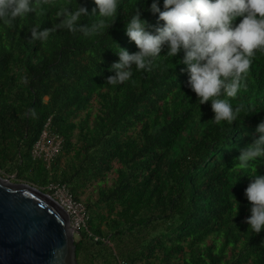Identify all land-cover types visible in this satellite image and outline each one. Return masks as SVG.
<instances>
[{
    "label": "trees",
    "instance_id": "16d2710c",
    "mask_svg": "<svg viewBox=\"0 0 264 264\" xmlns=\"http://www.w3.org/2000/svg\"><path fill=\"white\" fill-rule=\"evenodd\" d=\"M77 2L89 12L82 23L94 22V0H47L0 23V176L43 192L65 184L85 205L77 264H264V231L246 223L255 172L235 166L264 121V52L237 97H221L242 108L237 120L217 124L211 101L199 105L188 84L183 53L164 49L151 71L107 83L119 45L138 51L126 35L135 7L157 24L152 0H119L109 29L90 38L54 27ZM33 27L49 37L31 39ZM49 119L63 138L50 167L31 154Z\"/></svg>",
    "mask_w": 264,
    "mask_h": 264
},
{
    "label": "clouds",
    "instance_id": "9594fccd",
    "mask_svg": "<svg viewBox=\"0 0 264 264\" xmlns=\"http://www.w3.org/2000/svg\"><path fill=\"white\" fill-rule=\"evenodd\" d=\"M40 2L47 0H0V23L25 18L36 12ZM94 4L92 16L96 19L91 24L82 23L89 12L77 2L78 6L57 12L59 22L54 27L85 38L108 30L107 21L116 15L119 0H94ZM147 10L158 14L157 24L150 25L142 19L141 11L135 7L126 24V35L138 51L130 53L118 44L115 52L119 61L109 68L114 75L107 77V83L129 81L134 68L151 71L154 59L164 49L171 58L183 53L180 63L186 66L183 71L188 74V84L199 105L211 101L213 120L233 124L242 108H233L229 99L221 97H237L253 57L257 51L264 52V0H162V6L161 0H152ZM49 35V29L33 27L30 32L33 40L44 41ZM256 133L259 135L241 149L235 166L255 172L248 175L252 179L245 189L250 204L246 223L249 230L259 234L264 231V175L257 173V163L264 160V121L258 124Z\"/></svg>",
    "mask_w": 264,
    "mask_h": 264
},
{
    "label": "water",
    "instance_id": "95a60500",
    "mask_svg": "<svg viewBox=\"0 0 264 264\" xmlns=\"http://www.w3.org/2000/svg\"><path fill=\"white\" fill-rule=\"evenodd\" d=\"M0 264H77L67 212L37 187L1 176Z\"/></svg>",
    "mask_w": 264,
    "mask_h": 264
},
{
    "label": "built area",
    "instance_id": "2783aa9c",
    "mask_svg": "<svg viewBox=\"0 0 264 264\" xmlns=\"http://www.w3.org/2000/svg\"><path fill=\"white\" fill-rule=\"evenodd\" d=\"M51 119L45 124L39 140L32 148L31 154L34 159H42L50 167L53 160L62 149L63 138L50 129ZM49 194L69 215L70 227L77 235L82 228H85L89 219L87 209L82 202L76 201L65 184L52 183L46 187Z\"/></svg>",
    "mask_w": 264,
    "mask_h": 264
},
{
    "label": "rangeland",
    "instance_id": "374dc122",
    "mask_svg": "<svg viewBox=\"0 0 264 264\" xmlns=\"http://www.w3.org/2000/svg\"><path fill=\"white\" fill-rule=\"evenodd\" d=\"M7 179V178H6ZM13 183H20V182H14V181H12Z\"/></svg>",
    "mask_w": 264,
    "mask_h": 264
}]
</instances>
